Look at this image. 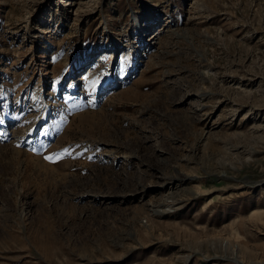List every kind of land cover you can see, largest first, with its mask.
Returning <instances> with one entry per match:
<instances>
[{"label": "rangeland", "instance_id": "rangeland-1", "mask_svg": "<svg viewBox=\"0 0 264 264\" xmlns=\"http://www.w3.org/2000/svg\"><path fill=\"white\" fill-rule=\"evenodd\" d=\"M69 1L0 0V264H264V0Z\"/></svg>", "mask_w": 264, "mask_h": 264}, {"label": "snow or ice", "instance_id": "snow-or-ice-1", "mask_svg": "<svg viewBox=\"0 0 264 264\" xmlns=\"http://www.w3.org/2000/svg\"><path fill=\"white\" fill-rule=\"evenodd\" d=\"M87 149H85L86 151ZM80 155H82V153H78ZM73 155L72 150L70 149H64L61 153H57L54 156H46L45 158L50 160L51 162H55L58 159H62L64 156H71Z\"/></svg>", "mask_w": 264, "mask_h": 264}, {"label": "bare ground", "instance_id": "bare-ground-1", "mask_svg": "<svg viewBox=\"0 0 264 264\" xmlns=\"http://www.w3.org/2000/svg\"><path fill=\"white\" fill-rule=\"evenodd\" d=\"M72 5V2H70L69 0H66V6H71ZM93 74V69L91 68L90 71L88 72L87 75H85L83 77V79H81L82 81H88L89 78H91V75ZM73 90V89H71Z\"/></svg>", "mask_w": 264, "mask_h": 264}]
</instances>
